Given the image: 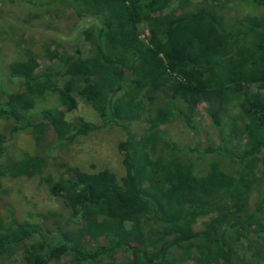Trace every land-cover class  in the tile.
I'll use <instances>...</instances> for the list:
<instances>
[{
	"label": "trees",
	"instance_id": "16d2710c",
	"mask_svg": "<svg viewBox=\"0 0 264 264\" xmlns=\"http://www.w3.org/2000/svg\"><path fill=\"white\" fill-rule=\"evenodd\" d=\"M250 1L264 9V0ZM51 3L93 22L85 33L90 54L48 47V58L59 62L57 71L38 74L37 58L28 51L8 66L9 80H19L22 89L0 87V119L7 122L0 158L4 146L23 133L43 154L0 161V179L42 176L49 159L55 160V146L113 126L126 135L117 146L125 173L117 179L108 170L88 173L59 162L60 176L46 179L49 193L71 209L70 220L80 222L79 228L49 224L56 238L48 239L40 225L20 223L8 212V229H0V263L20 247L22 264H49L65 254L69 264H116L118 253L123 257L133 249L136 255L125 264H176L192 250L196 264H263L264 15H227L220 0ZM142 23L146 41L138 35ZM43 92L58 95L64 109L29 116ZM77 97L96 112L100 125L66 120ZM199 101L215 107L208 113L220 142L219 115L239 101L228 124L234 143L199 151L165 135L162 126L174 117L194 130ZM144 116L145 133L136 137L128 125ZM254 187L260 198L250 209L246 196ZM205 215L206 232H195L194 223ZM231 243H240L248 256L231 253ZM173 247L180 249L176 257Z\"/></svg>",
	"mask_w": 264,
	"mask_h": 264
},
{
	"label": "rangeland",
	"instance_id": "374dc122",
	"mask_svg": "<svg viewBox=\"0 0 264 264\" xmlns=\"http://www.w3.org/2000/svg\"><path fill=\"white\" fill-rule=\"evenodd\" d=\"M51 1L0 0V87L3 91L7 92L11 88L17 91L22 89L19 80H9L8 66L22 60L23 51L31 52L36 56L38 62L36 72L38 74L54 72L59 67L57 60H50L46 55L48 47L50 50L60 52L73 47L79 53L90 54V45L85 33L94 26L93 22L88 19H79L65 5L51 3ZM220 3L227 15L230 13L238 16L264 15V9L250 0H220ZM167 11H169L168 7L162 10L163 13H167ZM138 35L146 41L148 30L145 23L139 25ZM238 102L235 101L234 106H229L225 115H219V121L224 122L222 142L219 141L217 132L209 118V109L213 108L214 110L215 107L204 101H199L195 108L192 117L194 130H190L179 117H174L168 124L162 126V131L177 145H189L199 151L204 150L207 146L223 143V141L232 144L234 140L227 136L228 124L238 113L239 107L236 106ZM63 109L58 95L53 92H43V94L35 96L33 108L28 111V115L38 117L44 110L56 113ZM65 118L69 122L81 119L88 124L100 125L96 112L80 97H77L76 108L72 112H67ZM144 119L145 116L143 120L129 123L128 129L134 136L138 137L145 133L147 124ZM6 127L7 122L0 119V132ZM125 139L124 131L114 126L91 132L85 136L77 137L66 145L55 146L52 154V158L55 160L49 159L48 168H45L46 174L39 177L30 175L16 179L1 178L0 229H8L10 223L8 212H10L20 223L40 225L48 239L56 238L49 224H58L64 229L77 230L81 223L70 220L71 209L62 199L49 193L46 179L54 181L60 176L63 170L58 166V163L62 161L88 173L108 170L117 179H120L125 172L117 146ZM42 151V147L35 144L28 133H23L4 146L0 161L17 160L25 153L41 155ZM207 161V157L203 156L201 167H205ZM246 197L249 208H254L260 198V189L252 188ZM209 219L210 216L206 215L199 217L193 225V230L197 233L206 232V223ZM36 240L37 236L27 242L32 243ZM230 246L231 253L235 256H248L240 243L236 245L231 243ZM136 252L137 249H133L123 257H121V253H118L115 263L125 264L127 260L125 258L135 256ZM171 253L176 257L180 254V249L173 247ZM190 253L186 259L177 257L176 264H196L191 257H196L195 250ZM69 260L70 255L65 254L52 260L49 264H69ZM0 264H22L21 248H15L7 255L2 256ZM99 264H113V262L102 261Z\"/></svg>",
	"mask_w": 264,
	"mask_h": 264
}]
</instances>
